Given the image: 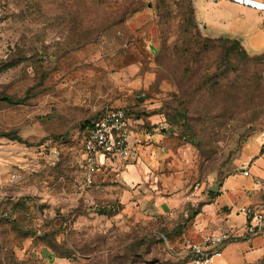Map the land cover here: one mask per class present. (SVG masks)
<instances>
[{
    "label": "rangeland",
    "instance_id": "1",
    "mask_svg": "<svg viewBox=\"0 0 264 264\" xmlns=\"http://www.w3.org/2000/svg\"><path fill=\"white\" fill-rule=\"evenodd\" d=\"M191 4L0 0V264L185 263L192 216L87 184L82 141L112 108L161 113L172 170L206 192L264 146V56L204 37Z\"/></svg>",
    "mask_w": 264,
    "mask_h": 264
},
{
    "label": "crops",
    "instance_id": "2",
    "mask_svg": "<svg viewBox=\"0 0 264 264\" xmlns=\"http://www.w3.org/2000/svg\"><path fill=\"white\" fill-rule=\"evenodd\" d=\"M249 1L251 4L246 6L230 0H192L203 36L237 41L252 56L264 54V0ZM165 123L161 113L136 115L131 141L137 158L128 163L106 160L93 181L98 175L104 183L113 181L123 208L147 218L182 212L191 215L189 233L194 242L206 234L234 229L237 235L223 247L222 255L213 264H264V233L252 240L243 237L247 219L238 212L244 206L264 207V146L246 148L243 168L248 167V177L241 172L207 192L203 186L193 189L181 171L172 170L174 156L170 149L167 153L166 147L174 139L164 132Z\"/></svg>",
    "mask_w": 264,
    "mask_h": 264
},
{
    "label": "built area",
    "instance_id": "3",
    "mask_svg": "<svg viewBox=\"0 0 264 264\" xmlns=\"http://www.w3.org/2000/svg\"><path fill=\"white\" fill-rule=\"evenodd\" d=\"M250 5L249 0H230ZM135 115L125 108L107 110L86 130L82 141V154L87 184H92L95 175L99 174L106 160H118L128 163L137 158L131 141L132 126ZM245 177L250 175L248 167L242 170ZM21 178L20 174H12L14 181ZM247 223L243 230V237L252 240L264 233V207H239ZM237 233L234 229L206 234L199 242L189 244L185 252V264H213L222 255L223 247L230 242Z\"/></svg>",
    "mask_w": 264,
    "mask_h": 264
},
{
    "label": "trees",
    "instance_id": "4",
    "mask_svg": "<svg viewBox=\"0 0 264 264\" xmlns=\"http://www.w3.org/2000/svg\"><path fill=\"white\" fill-rule=\"evenodd\" d=\"M191 5H192V4H191ZM157 8L159 9L160 7L158 6ZM189 13H190V15H191V22H192L193 24L198 25L197 22H196V19H195V14H194L193 6L191 7ZM207 39H208V38H207ZM209 40H211V39H209ZM219 40H226V41L233 42V44L236 45V46H238V47L240 48V50H241L245 55L250 56L248 53H246V52L244 51V49L241 47V45H240L239 42H237V41H231V40H228V39H219ZM212 41H216V40H212ZM260 56H264V54H262V55H260ZM6 99H8V98H6ZM8 101H9V100H8ZM130 113H132L133 115H135L134 112H131V111H130ZM88 125H89V126H88L87 130H88L89 128H91L93 124H90V123H89Z\"/></svg>",
    "mask_w": 264,
    "mask_h": 264
}]
</instances>
